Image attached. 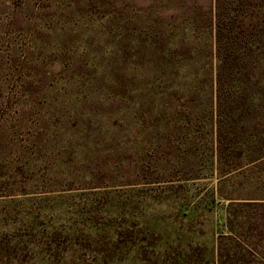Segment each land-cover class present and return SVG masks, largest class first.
I'll return each instance as SVG.
<instances>
[{
  "label": "rangeland",
  "instance_id": "rangeland-1",
  "mask_svg": "<svg viewBox=\"0 0 264 264\" xmlns=\"http://www.w3.org/2000/svg\"><path fill=\"white\" fill-rule=\"evenodd\" d=\"M264 0H0V264H264Z\"/></svg>",
  "mask_w": 264,
  "mask_h": 264
},
{
  "label": "trees",
  "instance_id": "trees-1",
  "mask_svg": "<svg viewBox=\"0 0 264 264\" xmlns=\"http://www.w3.org/2000/svg\"><path fill=\"white\" fill-rule=\"evenodd\" d=\"M251 162L254 164L258 162H264V154H261L258 158H256L254 161H251Z\"/></svg>",
  "mask_w": 264,
  "mask_h": 264
}]
</instances>
